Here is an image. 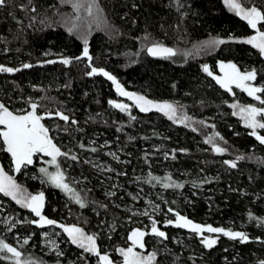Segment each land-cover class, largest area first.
Returning <instances> with one entry per match:
<instances>
[{
  "label": "trees",
  "instance_id": "1",
  "mask_svg": "<svg viewBox=\"0 0 264 264\" xmlns=\"http://www.w3.org/2000/svg\"><path fill=\"white\" fill-rule=\"evenodd\" d=\"M240 2L244 7L255 5L264 11V0ZM93 14L76 13L69 0H8L0 7V64L21 68L14 73H0V101L13 111L35 102L41 106L40 113L59 110L77 121L72 124L58 117L47 119L57 135V144L70 153L69 157H77L70 158L69 166L59 159L58 164L86 207L81 208L68 193L52 184L40 182L47 181L39 172L41 167L49 172L56 168L44 163L47 158L35 160L28 166L32 173L25 176L11 170V160L0 147L4 169L27 193L45 194L43 214L58 225L74 223L88 234H98L101 252H107L115 264L121 257L116 249L129 246L126 239L133 228L150 232L143 228L149 216L125 208L124 202L130 200L122 188L134 192L137 185L157 190L154 200L160 213L150 216L160 222L158 227L168 237L145 236L146 250L156 252L154 264H260L264 261V226L250 220L249 213L264 218V145L249 135L251 130L232 114L229 103L238 100L260 104L238 88L232 94L226 92L203 71L204 65L214 72L218 61H231L242 72L255 69L253 83L264 87V57L240 39L255 30L224 0H95ZM73 24L91 27L86 34L82 29L69 31ZM258 27L264 31V27ZM212 38L227 42L205 47L204 42ZM84 39L88 40L91 66L114 75L128 91L174 101L178 116H187L189 123H176L155 111L145 113L132 106L129 111H121L110 105V100H124L112 82L102 74L87 75L91 69L86 59H74L81 53ZM153 43L167 45L177 55L151 57L146 48ZM62 58H72V62L64 65ZM47 60L56 63H45ZM23 64L33 67L24 69ZM217 132L224 138L218 144L228 148L224 154L215 153L205 143L206 137ZM259 132L264 135V130ZM108 153H115L119 159ZM237 155L246 159L238 161L235 169L223 163ZM86 157L106 161L114 170L99 171ZM71 176L81 178L84 186L74 184ZM152 176L159 177L160 182L148 183ZM168 176L171 181L165 179ZM131 179L135 183L129 184ZM168 182L184 187L166 189L163 183ZM106 190L115 195L105 194ZM0 199L6 212L20 217L27 213L28 220L36 219L3 193ZM136 204L143 202L138 199ZM169 207L193 222L243 231L250 239L240 243L220 234L217 244L206 248L187 229L165 226L167 218L175 219L167 213ZM102 220L113 222L111 230L101 229ZM41 229L20 223L6 232L0 226V239L23 255H30L34 264H85L82 256L87 264H97L95 255L71 244L64 232L59 237L63 255L44 254ZM14 234L19 241L14 240ZM29 237L28 244H23ZM0 264L13 262L0 259Z\"/></svg>",
  "mask_w": 264,
  "mask_h": 264
},
{
  "label": "snow or ice",
  "instance_id": "2",
  "mask_svg": "<svg viewBox=\"0 0 264 264\" xmlns=\"http://www.w3.org/2000/svg\"><path fill=\"white\" fill-rule=\"evenodd\" d=\"M7 3L8 0H0V7L6 6ZM94 3L95 0H92L91 3H87L85 6L83 0H74L73 7L77 10H79L81 7H85L88 15L92 16ZM224 3L230 10L235 12L237 16L245 20L247 24L255 30L254 35L247 37L242 42L251 45L255 49H258L260 54L264 55V31L258 27V25L264 27V11L255 5L244 7L240 0H224ZM21 7L23 8L24 6ZM31 11L35 12V7H32ZM90 27L91 25L83 27L73 24L69 31L82 29L86 34L88 28ZM228 39L231 40L235 38L229 37ZM226 42L227 41L222 38H212L209 41H205L204 46L207 48H213ZM83 44L84 46L81 56L75 57L74 59L80 60L82 58H87L88 61L91 62L92 57L89 53L88 40L84 39ZM146 50L153 57L171 58L177 55V52L173 48L166 47L160 43H153L151 46L147 47ZM45 55H48V53H45ZM60 62L64 65H68L72 62V58H62ZM45 63L52 64L56 63V61L47 60ZM89 66L91 70L87 73V75L92 76L96 74H102L115 85V90L120 96L127 97L129 100L134 101L135 106L138 107L141 112L147 113L152 109H155L163 113L170 120L178 123H184V121L188 119L187 117L177 116L178 109L176 105L167 101L155 102L147 99L145 96L128 92L123 88L114 75L107 72L103 68H97L91 66V64H89ZM31 67H33L32 64L22 65V68L24 69ZM219 69L222 75H214L209 69L208 65L203 66V71L207 73L208 76L212 77L222 88L232 92V85H235L236 88L243 90L249 97H253L259 102L260 105H262L260 107L254 104L239 106V112H233V115L239 114L244 121V125L251 129L249 135L255 137V139L261 145H264V135H261L258 131L264 130V98H262L261 95L264 94V87H258L252 83L256 80L257 71L252 69L242 72L235 63H225L223 61L219 62ZM20 70L21 68L7 67L3 64H0V73H14ZM109 104L121 111H129L130 108V106L127 104L118 103L113 100H110ZM40 107L41 106L38 103L30 101L28 110H18L14 112L10 110L5 103L0 101V147H2L3 151L10 154L11 163L14 166L15 172H20L22 167L32 165L34 163V157H37L38 155L41 158L49 157L50 159L44 161V163L55 165L57 170L55 172H49L47 167H41L39 172L43 174V176L47 177V181L42 182L50 183L54 187L61 189L65 193H68L81 208L86 207V203L79 192H77L65 182L64 173L58 164V157H69L70 153L63 152L61 148L58 147L56 143H54V138L52 135H50V129L42 122L46 118H51L53 116L58 117L66 123L71 121L72 124H76L77 121L72 120L69 115H66L64 112L59 110L55 112L47 111L40 113L38 112ZM231 107L237 108V104H233ZM131 119L134 120L136 117L132 116ZM199 123L205 124L204 121H200ZM211 127H215V125H211ZM117 130L119 131L120 129ZM216 137H219L221 141L224 140V138L217 132L214 135L206 137L205 143L210 144L212 150L217 154L226 153L228 148L220 146V144L216 142ZM224 143L226 144L227 142L225 141ZM80 147L83 148L84 145L81 144ZM91 151L95 152L97 149L92 148ZM108 154L113 156L115 159H119L115 153ZM70 158L72 160L77 159L75 155H71ZM172 158H175L174 154ZM244 159H246L245 156L237 155L235 159L224 160L223 163L229 168L235 169L237 167L238 161ZM108 170L113 171L112 169ZM137 179H139V177ZM165 179L171 181V176H168ZM152 180L160 182V178L154 176H152L147 182L151 183ZM163 187L166 189H178L184 187V185L176 182H168L163 183ZM0 193L11 197V199L15 201L16 204L28 209L36 217V219L12 223L9 231H11L12 228H15L17 223H29L40 228L57 225V221L50 219L43 214V209L45 206V194L43 192H39L38 194L34 195L27 193L26 190L23 189L21 185L17 184L15 179L4 170L3 166H0ZM109 195H115V193H109ZM133 198L135 199V197ZM103 207H106V205ZM159 210V205L153 206V211ZM167 213H172L175 219H166L164 221L165 226H175L178 228L188 229L191 232L198 234L200 236L201 244L209 249L217 244L219 236L217 235L216 238H213L210 235H205V233L222 234L231 240H239L240 243H247L250 239L248 234L243 231H233L223 227H213L210 224L205 225L195 223L171 207L167 209ZM133 214L135 215L136 213ZM139 214L149 216V219L151 220L150 232H146L140 228H133L131 230L127 236V240L130 242L129 246L119 247L116 249V251L119 252L120 256L122 257L121 264H154V261L156 260V252H148L145 255L143 251L145 249V236L151 234L163 239L168 238L166 232L162 231L160 227H158L160 222L150 216L147 210ZM249 219L255 220L260 226H264V218L256 217L252 213H249ZM59 227L63 229L64 233L67 234L71 244L78 246L83 250L84 253L95 255L98 258L97 264H115L107 252H101L97 244L98 234H86L82 227H79L75 224H59ZM44 235L47 236L48 233H44ZM30 238L31 237L25 238L23 240V244H28ZM257 239H259V237H257ZM53 247H56L54 242ZM137 249H140L141 251H137ZM0 254H3L0 255V259L10 260L13 262V264H34V262L31 261H23L21 259L23 255L22 252L12 244L5 242L4 239H0ZM57 254L59 256L63 255V253L59 251ZM81 259H85V264H87L85 257L82 256ZM260 264H264V261H260Z\"/></svg>",
  "mask_w": 264,
  "mask_h": 264
},
{
  "label": "rangeland",
  "instance_id": "3",
  "mask_svg": "<svg viewBox=\"0 0 264 264\" xmlns=\"http://www.w3.org/2000/svg\"><path fill=\"white\" fill-rule=\"evenodd\" d=\"M90 0H83V2L85 3V6H86V4H87V2H89ZM73 3H74V0H69V4L72 6V9L76 12V13H79L80 14V11H83L85 14H88L87 12H86V10H85V7H81L79 10H77L76 8H74L73 7ZM93 16H94V14H93ZM263 31V30H262ZM255 34V32H253L252 34H250V35H248V36H246V37H244V38H240L241 40H245L247 37H249V36H251V35H254ZM263 57H264V55H263ZM219 62H221V61H218L217 62V66H216V69H215V71L213 72V74L214 75H222V73H221V71H220V69H219ZM224 62V61H223ZM228 62H231V61H227V62H225V63H228ZM233 63V62H232ZM253 83V82H252ZM113 84V83H112ZM254 84V83H253ZM217 85H219V84H217ZM255 86H258V85H256V84H254ZM113 86H114V89H115V85L113 84ZM219 87L220 88H222L220 85H219ZM258 87H260V86H258ZM234 88H236V86L235 85H232V92H229V91H227L226 89H224V88H222L223 90H225L226 92H228V93H230V94H232L233 93V89ZM125 89V88H124ZM239 89V88H238ZM126 90V89H125ZM241 90V89H240ZM116 91V90H115ZM126 91H128V90H126ZM243 91V90H242ZM128 92H132V93H136V94H138V95H142V96H145L144 94H142V93H140V92H137V91H128ZM244 92V91H243ZM246 95H247V93L246 92H244ZM117 95L118 96H120L118 93H117ZM248 96V95H247ZM121 98H124V100L123 99H121V100H119L121 103H124V104H127V105H129L130 107L132 106V107H136L135 106V102L134 101H132V100H129L127 97H122V96H120ZM146 97V96H145ZM147 98V97H146ZM251 98H253V97H251ZM147 99H150V98H147ZM254 99V98H253ZM150 100H152V101H155V102H164V101H167V102H169V103H172V104H174V105H176V103L174 102V101H170V100H155V99H150ZM233 104H237V108H233V107H231V105H233ZM229 105H230V107H231V110H232V114H233V112H239V106H246V105H249L248 103H245L244 101H238V100H234V101H232V102H230L229 103ZM256 105V104H255ZM256 106H258V107H260V106H262V105H256ZM138 110H139V108L138 107H136ZM29 109V106H28V108H23L22 110H28ZM151 111H155V112H158V113H160V114H162V115H164L163 113H161V112H159V111H157V110H155V109H152ZM177 116H178V114H177ZM234 116H236L238 119H239V121H240V123L244 126V127H246L245 125H244V121L242 120V118H241V116L239 115V114H237V115H234ZM167 117V116H166ZM178 117H187V116H178ZM188 118V117H187ZM47 119L48 118H46L44 121H42L44 124H45V126L46 127H48L49 129H50V135H52L53 136V138H54V143H59L58 141H57V135L53 132V130L51 129V127L49 126V123L47 122ZM50 119H55V116H53V117H51ZM176 123H178V122H176ZM186 123H189V118L188 119H186L185 121H184V123H179V124H185L186 125ZM247 128V127H246ZM249 129V128H248ZM249 130H251V129H249ZM259 131V130H258ZM216 142L217 143H219V142H221V140L219 139V137H216ZM57 146L58 147H60L61 148V150L63 151V148H62V146H60V145H58L57 144ZM67 145H65L64 147H66ZM2 148V147H1ZM63 152H65V149H64V151ZM89 156V155H88ZM10 158V157H9ZM44 158H47V159H50L49 157H43V158H41L39 155L37 156V157H34V161L35 160H42V159H44ZM58 159L60 160V161H62V162H65V163H67V166H69L71 163H70V161H71V159H70V157H63V156H61V157H58ZM85 160H88V161H90V163L92 164L91 166L92 167H94V168H97L99 171H106V170H108V169H112L111 168V166L110 165H108V163L105 161H99V160H97V159H95V158H88V157H86L85 158ZM11 162V161H10ZM0 166H2V164L0 163ZM29 166V165H28ZM28 166L27 167H22V169H21V171H20V173L22 174V175H25V176H27V175H30L32 172H29V169H28ZM52 166H54V165H52ZM10 168H11V170L13 169V166H12V163H11V165H10ZM5 170V169H4ZM57 169L54 167V168H51V172H55ZM114 170V169H113ZM6 171V170H5ZM10 176H12V174H10L8 171H6ZM13 177V176H12ZM14 178V177H13ZM106 178H107V176H106ZM15 179V178H14ZM71 180H72V182H74V184H81L80 186H84V184H82L83 183V181H82V179L81 178H78V177H72L71 176V178H70ZM108 179H110L109 178V176H108ZM16 181V180H15ZM42 181H44V180H41L40 182L43 184V185H47V184H50V183H47V182H42ZM65 182L66 183H68L69 185H70V183L65 179ZM133 183H135V181L133 180V179H131L130 181H129V184H133ZM18 184V183H17ZM113 186H115L114 184H112V187ZM111 187V188H112ZM122 190H124V193L126 194V196L128 197V199L130 200V201H128V202H124L125 203V208H127L128 210H131L132 212H136V213H142V212H144L145 210H147L148 212H149V215H152V214H155V213H160V211H153V206L154 205H159L158 203H156L155 202V200H154V198H157V190L155 189H149V190H146V188H143V187H141L140 185H137L136 186V191H134V192H129L127 189H123L122 188ZM112 193L113 191H111V190H109V191H105V194H107V195H109V193ZM34 195V194H33ZM133 197H135V199L133 198ZM11 198V197H10ZM138 199H140V200H142V202H143V205H137L136 204V201H138ZM30 212V211H29ZM31 213V212H30ZM32 214V213H31ZM32 215H34V214H32ZM140 215V214H139ZM141 216H144V215H141ZM164 216H166V215H164ZM30 218V215L29 214H27V213H24V214H22V217H20L19 215H17V214H12V213H10V212H6L5 210H4V202L2 201V199H0V226L3 228V230H5L6 232L9 230V228L11 227V224L12 223H14V222H17V221H24V220H28ZM167 219H170V218H167ZM174 220V219H173ZM5 221H7V222H5ZM59 223V222H58ZM58 223H57V225H51V226H45V227H43L42 229H41V231H40V246H41V248H42V251H43V253L44 254H53V255H58L57 254V252L59 251V252H61L60 251V242L62 241L61 239H59V237L61 236V234H62V232H63V229H59L57 226H59L58 225ZM196 223V222H195ZM17 224H20V223H17ZM16 224V225H17ZM60 224H65V225H72V224H74V223H60ZM199 224H201V223H199ZM203 224H205V225H207L208 223H203ZM76 225V224H75ZM77 226H79V225H77ZM143 228H147L149 231H150V227H151V220L149 219V221H145L144 223H143ZM80 227V226H79ZM100 227H101V229L102 230H105V232H108L109 230H111V228L113 227V222L112 221H109V222H106V221H104V220H102L101 222H100ZM213 227H220V226H213ZM135 228H139V227H135ZM140 229H142V228H140ZM225 229H229V228H225ZM142 230H144V229H142ZM188 230V229H187ZM232 230V229H231ZM145 231V230H144ZM233 231H236V230H233ZM131 232V231H130ZM129 232V233H130ZM44 233H48V235L47 236H45L44 235ZM86 233V232H85ZM129 233H128V235H129ZM86 234H88V233H86ZM188 234H193V235H195L196 237H198V238H200V236L198 235V234H195V233H193V232H191L190 230H188ZM67 235V234H66ZM205 235H210V236H212L213 238H216V236L217 235H220V234H210V233H205ZM68 237V236H67ZM153 237L154 238H156V239H160L159 237H156V236H154L153 235ZM13 238H14V240H16V241H19V238H17V235L16 234H14L13 235ZM145 239V238H144ZM127 240V239H126ZM68 241L70 242V240H69V238H68ZM128 241V240H127ZM53 242H54V244H55V248L53 247ZM129 242V241H128ZM130 243V242H129ZM119 248V247H118ZM137 251H141L140 249H137ZM144 251V254L146 255L148 252H150V251H147L146 250V246H145V249L143 250ZM117 252V251H116ZM118 254H119V252H117ZM120 255V254H119ZM21 259L23 260V261H33L32 260V258H31V256L30 255H22V257H21ZM97 260H98V258L96 257L95 258V261H96V263H97ZM121 261H122V257H120V258H118L117 260H116V264H121Z\"/></svg>",
  "mask_w": 264,
  "mask_h": 264
},
{
  "label": "water",
  "instance_id": "4",
  "mask_svg": "<svg viewBox=\"0 0 264 264\" xmlns=\"http://www.w3.org/2000/svg\"><path fill=\"white\" fill-rule=\"evenodd\" d=\"M152 44H150V45H148L147 47H149V46H151ZM164 46H166V47H169V46H167V45H164ZM89 47V46H88ZM147 49V48H146ZM82 51H83V48H82V50H81V53H82ZM81 53L78 55V56H81ZM90 53V52H89ZM147 54L149 55V56H151L148 52H147ZM91 55V54H90ZM77 56V57H78ZM151 57H153V56H151ZM82 59H86V61H87V64L89 65V64H91V62H89L88 61V59L87 58H82ZM10 109V108H9ZM11 110V109H10ZM13 111V110H12ZM15 112V111H14ZM8 154V153H7ZM8 156L10 157V154H8ZM10 160H11V157H10ZM13 166V165H12ZM13 170H14V166H13ZM15 172V171H14ZM15 173H18V172H15Z\"/></svg>",
  "mask_w": 264,
  "mask_h": 264
},
{
  "label": "flooded vegetation",
  "instance_id": "5",
  "mask_svg": "<svg viewBox=\"0 0 264 264\" xmlns=\"http://www.w3.org/2000/svg\"><path fill=\"white\" fill-rule=\"evenodd\" d=\"M113 101H116V102H118V103H121L119 100H115V99H114ZM117 110H119V109H117Z\"/></svg>",
  "mask_w": 264,
  "mask_h": 264
}]
</instances>
